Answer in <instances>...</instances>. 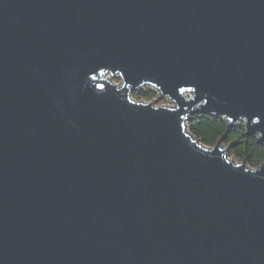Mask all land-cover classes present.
<instances>
[{
    "label": "water",
    "instance_id": "95a60500",
    "mask_svg": "<svg viewBox=\"0 0 264 264\" xmlns=\"http://www.w3.org/2000/svg\"><path fill=\"white\" fill-rule=\"evenodd\" d=\"M195 112L264 144V0H0V264H264V162Z\"/></svg>",
    "mask_w": 264,
    "mask_h": 264
},
{
    "label": "trees",
    "instance_id": "16d2710c",
    "mask_svg": "<svg viewBox=\"0 0 264 264\" xmlns=\"http://www.w3.org/2000/svg\"><path fill=\"white\" fill-rule=\"evenodd\" d=\"M130 96L135 101L149 102L157 93L149 86H142L131 90ZM185 128L205 148H212L220 141L227 158L236 163L245 162L246 167L256 169L264 162V144L256 135L246 133L242 121L230 123L219 115L195 112L187 116Z\"/></svg>",
    "mask_w": 264,
    "mask_h": 264
},
{
    "label": "rangeland",
    "instance_id": "374dc122",
    "mask_svg": "<svg viewBox=\"0 0 264 264\" xmlns=\"http://www.w3.org/2000/svg\"><path fill=\"white\" fill-rule=\"evenodd\" d=\"M103 78L106 80H109V82L117 85L118 87L122 86L121 79L117 75L105 74ZM150 88H152V87H150ZM154 91L157 93V96L153 100L149 101L150 103L152 101H154L152 103L153 107H166V108H172V109L175 107V103L172 100H170L168 97H162V96H160L158 91H156V90H154ZM183 95H184V98H186V99L191 98V95L189 93H184ZM142 102H145V101H142ZM149 102H146V103H149ZM240 121H242V120H240ZM228 159H230V158H228Z\"/></svg>",
    "mask_w": 264,
    "mask_h": 264
}]
</instances>
